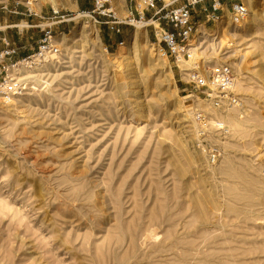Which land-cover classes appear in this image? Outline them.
<instances>
[{
  "label": "rangeland",
  "instance_id": "374dc122",
  "mask_svg": "<svg viewBox=\"0 0 264 264\" xmlns=\"http://www.w3.org/2000/svg\"><path fill=\"white\" fill-rule=\"evenodd\" d=\"M92 1L0 0V50L31 53L51 24L60 47L22 72L34 91L0 98V264H264V0L179 63L150 27L114 43L83 17ZM113 1L124 18L129 0ZM219 62L241 106L211 165L192 114L218 112L187 73Z\"/></svg>",
  "mask_w": 264,
  "mask_h": 264
},
{
  "label": "built area",
  "instance_id": "2783aa9c",
  "mask_svg": "<svg viewBox=\"0 0 264 264\" xmlns=\"http://www.w3.org/2000/svg\"><path fill=\"white\" fill-rule=\"evenodd\" d=\"M177 1L129 0L128 14L119 18L112 0H93V8L83 13V17L95 18L98 23L108 24L113 33H120L122 25L148 21L146 28L152 29L162 51L166 55L170 53L175 62L179 63L194 58V44L197 40L195 43L192 41L197 36L200 39L207 34L218 38L215 33L216 26L223 16L230 13L232 26H238L249 14L244 0H183L180 4H177ZM197 7L203 14L202 19L194 18ZM29 12L32 13L30 8ZM58 16L61 23L70 20L68 15L60 14L58 9L53 10V16L50 18ZM97 17H104L106 20L100 21ZM201 26L206 29L205 32L200 31ZM207 31L211 33H206ZM18 50L12 46L0 50V98L5 103H11L34 91L33 82L25 79L22 72L38 68L46 55L60 52L52 24L45 29L43 37L38 41V45L32 48L31 53L21 57ZM187 74L188 82L199 90L201 98L218 112L211 114L197 108L192 114L196 126L194 144L205 155L207 162L215 165L222 156L221 140L230 134L223 114L241 106V99L236 93L237 78L229 62L197 65Z\"/></svg>",
  "mask_w": 264,
  "mask_h": 264
},
{
  "label": "crops",
  "instance_id": "0c3cea01",
  "mask_svg": "<svg viewBox=\"0 0 264 264\" xmlns=\"http://www.w3.org/2000/svg\"><path fill=\"white\" fill-rule=\"evenodd\" d=\"M180 0H178L177 1V4H178V2H179ZM180 4V3H179ZM128 8H127V11L129 10V5L127 6ZM81 9V11L82 10H91L92 8H93V1H92V4H91V6L89 5V6H81L80 7ZM121 29H122V31L120 32V33H113V34H115L114 36H115V39H114V43L115 42H122L123 41V39L121 38L122 36H123V33L125 32V27H124V25H122L121 26ZM153 35V34H152ZM153 38H155L154 37V35H153ZM108 43H110L109 45H111V38H110V40H108ZM122 44V43H121ZM120 44V45H121ZM29 52H21V54H19V56H25V55H27Z\"/></svg>",
  "mask_w": 264,
  "mask_h": 264
},
{
  "label": "bare ground",
  "instance_id": "6f19581e",
  "mask_svg": "<svg viewBox=\"0 0 264 264\" xmlns=\"http://www.w3.org/2000/svg\"><path fill=\"white\" fill-rule=\"evenodd\" d=\"M170 1V0H169ZM166 2H168V0H166ZM112 3H114V1L112 0ZM148 21H143V22H139V23H136V27H137V30H143V28L146 26ZM56 37V35H55ZM54 55V54H53ZM56 55V54H55ZM47 56V55H46ZM35 86V85H34ZM36 88V86H35Z\"/></svg>",
  "mask_w": 264,
  "mask_h": 264
}]
</instances>
